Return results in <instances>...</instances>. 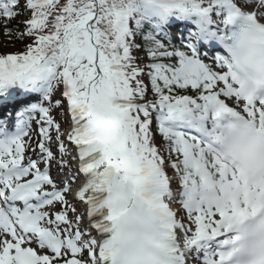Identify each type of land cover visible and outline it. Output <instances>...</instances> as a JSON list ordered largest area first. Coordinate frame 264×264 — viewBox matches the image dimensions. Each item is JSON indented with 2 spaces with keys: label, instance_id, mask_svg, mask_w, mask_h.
Here are the masks:
<instances>
[{
  "label": "snow or ice",
  "instance_id": "6c2138e0",
  "mask_svg": "<svg viewBox=\"0 0 264 264\" xmlns=\"http://www.w3.org/2000/svg\"><path fill=\"white\" fill-rule=\"evenodd\" d=\"M0 25V264H231L264 215V0H0Z\"/></svg>",
  "mask_w": 264,
  "mask_h": 264
},
{
  "label": "clouds",
  "instance_id": "9594fccd",
  "mask_svg": "<svg viewBox=\"0 0 264 264\" xmlns=\"http://www.w3.org/2000/svg\"><path fill=\"white\" fill-rule=\"evenodd\" d=\"M232 237L231 264H264V215L248 217Z\"/></svg>",
  "mask_w": 264,
  "mask_h": 264
},
{
  "label": "rangeland",
  "instance_id": "374dc122",
  "mask_svg": "<svg viewBox=\"0 0 264 264\" xmlns=\"http://www.w3.org/2000/svg\"><path fill=\"white\" fill-rule=\"evenodd\" d=\"M0 27H2V25H0ZM5 39H6V37L3 35L2 32H0V41H4ZM20 47H21V45H19V44H17L16 47H12V46L3 47V48L0 49V52L15 53ZM58 95H60L59 92H57L54 95V97H57ZM53 101H55V100H53ZM58 113H59V109H55L52 112L53 116L57 117L58 119H61V117H60V115ZM35 128H37V127H35ZM41 167H43V165H41ZM54 174L56 175V172H54ZM169 174L171 175V169H169ZM171 185L175 186L174 188H173V186H171L173 189L176 188L175 181H173V183ZM180 207L181 206L179 205L178 201L174 202V205L172 206V208H175V209H178V210H180Z\"/></svg>",
  "mask_w": 264,
  "mask_h": 264
},
{
  "label": "bare ground",
  "instance_id": "6f19581e",
  "mask_svg": "<svg viewBox=\"0 0 264 264\" xmlns=\"http://www.w3.org/2000/svg\"><path fill=\"white\" fill-rule=\"evenodd\" d=\"M0 109H3V111H4V115H7L10 111H11V108L9 107V108H4L3 106H0ZM0 118H3L2 116H0ZM1 122L3 121V120H0ZM53 172H56L55 170H53ZM197 244H199V243H197ZM192 248V247H191ZM194 257V256H193ZM195 258V257H194Z\"/></svg>",
  "mask_w": 264,
  "mask_h": 264
},
{
  "label": "trees",
  "instance_id": "16d2710c",
  "mask_svg": "<svg viewBox=\"0 0 264 264\" xmlns=\"http://www.w3.org/2000/svg\"><path fill=\"white\" fill-rule=\"evenodd\" d=\"M0 49H1V48H0ZM146 82H147V81H146ZM159 138H160V141L162 142V137L159 136Z\"/></svg>",
  "mask_w": 264,
  "mask_h": 264
}]
</instances>
